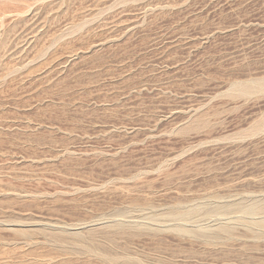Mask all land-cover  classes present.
<instances>
[{
    "label": "rangeland",
    "instance_id": "rangeland-1",
    "mask_svg": "<svg viewBox=\"0 0 264 264\" xmlns=\"http://www.w3.org/2000/svg\"><path fill=\"white\" fill-rule=\"evenodd\" d=\"M262 212L264 0H0V264H264Z\"/></svg>",
    "mask_w": 264,
    "mask_h": 264
},
{
    "label": "bare ground",
    "instance_id": "bare-ground-1",
    "mask_svg": "<svg viewBox=\"0 0 264 264\" xmlns=\"http://www.w3.org/2000/svg\"><path fill=\"white\" fill-rule=\"evenodd\" d=\"M258 210H259V209H258ZM248 212H249V211H248ZM250 212H251V211H250ZM246 213H247V212H246ZM262 213H264V212H262ZM247 214H251V213H247ZM252 214H253V213H252ZM252 214H251V215H252ZM255 214H256V213H255ZM258 214H259V213H258ZM247 216H248V215H247ZM262 217H263V216H262ZM178 218H179V217H178ZM252 220H253V219H252ZM176 221H179V220H176ZM182 221H183V220H182ZM262 222H263V221H262ZM258 224H259V222H258ZM258 224H257V225H258ZM255 225H256V224H255ZM260 225H261V227L263 226L262 224H260ZM180 226H181V225H180ZM215 227H216V226H215ZM263 227H264V226H263ZM178 228H179V227H178ZM219 228H220V227H219ZM52 229H53V228H52ZM174 229H175V228H174ZM181 229H182V226H181ZM184 229H185V228H184ZM217 229H218V228H217ZM186 230H188V229H186ZM223 230H224V229H223ZM182 231H184V230H182ZM221 231H222V229H221ZM59 233H60V232H59ZM61 233H62V231H61ZM67 233H68V232H65V234H67ZM182 233H183V232H182ZM55 234H57V233H55ZM65 234H64V235H65ZM57 235H58V234H57ZM57 235H56V236H57ZM62 235H63V233H62ZM62 235H61V236H62ZM71 235L73 236L72 238H71V237H67V236L65 235V236H66V239H67V238H71L72 240L74 239V240L76 241V239H77V241H78V239H79L78 236H75V235H73V234H71ZM59 236H60V235H59ZM59 236H58V237H59ZM54 239H55V238H54ZM56 239H58V238H56ZM64 239H65V237H64ZM60 240L62 241V239H60ZM74 240H73V241H74ZM56 241H58V240H56ZM62 242H65V241L63 240ZM68 242H69V241H68ZM111 242H112V241H111ZM110 244H111V243H110ZM91 245H92V244H91ZM101 246H102V245H101Z\"/></svg>",
    "mask_w": 264,
    "mask_h": 264
}]
</instances>
